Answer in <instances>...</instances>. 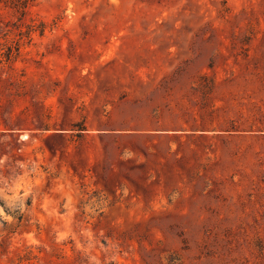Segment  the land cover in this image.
I'll list each match as a JSON object with an SVG mask.
<instances>
[{
    "label": "rangeland",
    "instance_id": "rangeland-1",
    "mask_svg": "<svg viewBox=\"0 0 264 264\" xmlns=\"http://www.w3.org/2000/svg\"><path fill=\"white\" fill-rule=\"evenodd\" d=\"M0 264H264V0H0Z\"/></svg>",
    "mask_w": 264,
    "mask_h": 264
},
{
    "label": "trees",
    "instance_id": "trees-1",
    "mask_svg": "<svg viewBox=\"0 0 264 264\" xmlns=\"http://www.w3.org/2000/svg\"><path fill=\"white\" fill-rule=\"evenodd\" d=\"M5 56H6V58L8 59V50H7V52L5 53ZM201 78H206L205 76H201Z\"/></svg>",
    "mask_w": 264,
    "mask_h": 264
}]
</instances>
